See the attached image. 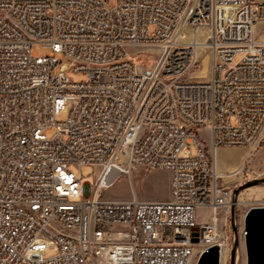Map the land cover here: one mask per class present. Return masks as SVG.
Masks as SVG:
<instances>
[{"label":"built area","instance_id":"built-area-1","mask_svg":"<svg viewBox=\"0 0 264 264\" xmlns=\"http://www.w3.org/2000/svg\"><path fill=\"white\" fill-rule=\"evenodd\" d=\"M259 23L257 0H0V264L229 251L236 185L215 157L264 143ZM204 28L207 40L192 37ZM144 47L158 51L151 68L134 59ZM208 51L211 77L188 78ZM136 166L170 171L168 198L104 195Z\"/></svg>","mask_w":264,"mask_h":264},{"label":"rangeland","instance_id":"rangeland-1","mask_svg":"<svg viewBox=\"0 0 264 264\" xmlns=\"http://www.w3.org/2000/svg\"><path fill=\"white\" fill-rule=\"evenodd\" d=\"M200 41L208 38L207 29H197ZM258 37L264 40V25H257ZM190 34V31H189ZM32 50L38 55H47L49 48L43 47L41 44H33ZM61 58V55L59 54ZM135 61L145 68L155 66L158 60V51L141 48L134 55ZM65 62V61H64ZM212 52L208 51L201 60V68L193 70L188 75L190 79L207 81L212 75ZM65 73L71 77L82 79L84 73L73 71L66 68ZM66 114L62 113L60 119H65ZM202 136L208 140V134L203 131ZM209 154H212L210 147L207 148ZM217 170L222 174V181L226 184H235L236 187L245 185L252 179L264 178V143L257 149L249 152L248 149L242 147H226L220 148L216 153ZM242 170L246 173L245 177L241 176ZM92 169L86 172L85 180H90ZM171 172L163 169H149L147 167L136 166L132 169L130 175L124 174L121 178L104 193L109 198H129L134 193L141 199H166L169 196ZM236 216L235 224L237 225L239 244L236 251L235 264H246V249L244 242V217L247 210L253 206H264V182L256 185L243 187L236 196ZM209 214L208 210L198 209V218L204 221ZM229 226L226 231L231 237V246L225 258H221V264H230V253L233 246V228L231 225V209L229 213ZM49 251H47L48 253ZM192 260V258H191ZM193 264L197 263V259L192 260ZM195 262V263H194Z\"/></svg>","mask_w":264,"mask_h":264},{"label":"water","instance_id":"water-1","mask_svg":"<svg viewBox=\"0 0 264 264\" xmlns=\"http://www.w3.org/2000/svg\"><path fill=\"white\" fill-rule=\"evenodd\" d=\"M264 182V178L252 179L245 185L234 188L237 196L245 186ZM237 204L231 207V225L233 228V246L230 253V264H235L236 251L239 244L237 225L235 224ZM244 242L246 249V264H264V206L250 207L244 217ZM196 234V233H194ZM194 240H197L196 238ZM196 264H221V251L217 244L209 246L198 257Z\"/></svg>","mask_w":264,"mask_h":264},{"label":"bare ground","instance_id":"bare-ground-1","mask_svg":"<svg viewBox=\"0 0 264 264\" xmlns=\"http://www.w3.org/2000/svg\"><path fill=\"white\" fill-rule=\"evenodd\" d=\"M191 33H192V37H195V38L199 39L198 35H197L198 30L191 29ZM201 43H203V42H201ZM226 254H228L227 250H222V253H221L222 260H223V258H225Z\"/></svg>","mask_w":264,"mask_h":264},{"label":"crops","instance_id":"crops-1","mask_svg":"<svg viewBox=\"0 0 264 264\" xmlns=\"http://www.w3.org/2000/svg\"><path fill=\"white\" fill-rule=\"evenodd\" d=\"M257 1H264V0H257Z\"/></svg>","mask_w":264,"mask_h":264}]
</instances>
